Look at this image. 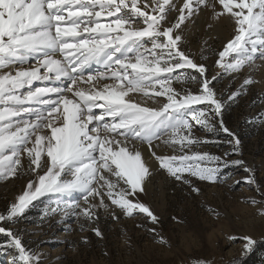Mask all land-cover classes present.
<instances>
[{
	"label": "snow or ice",
	"instance_id": "snow-or-ice-1",
	"mask_svg": "<svg viewBox=\"0 0 264 264\" xmlns=\"http://www.w3.org/2000/svg\"><path fill=\"white\" fill-rule=\"evenodd\" d=\"M209 10L213 19L226 18L232 28L218 53V65L235 72L254 65L257 55L264 61V0H182V6L171 0H0V179L16 176L21 169L32 173L0 221L16 222L33 201L50 193L80 192L85 206L65 205L77 220L94 222L96 210L109 207L106 197L125 215L137 210L157 222L138 197L146 192L151 168L142 155L143 144L161 169L185 184L191 182L184 173L215 182L229 164L243 165L230 159L231 152L222 158L192 149L202 141L193 135L186 117L215 131V117L222 115L226 103L205 78L204 65L194 62L178 43L181 25ZM172 11L177 16L169 20ZM29 59L35 60L34 66L16 67ZM92 62L104 71L88 75L90 88L79 87L84 67ZM180 69L199 73V94L173 90V79L198 80L184 72L173 77ZM109 78L116 83L102 88L93 83ZM35 81L51 86L33 88ZM253 82L245 79L242 87ZM133 92L166 96L167 101L158 109L141 106L125 99ZM205 103L210 112L192 107ZM218 123L233 135L222 120ZM156 140L179 145L173 152L181 154L158 155L153 150ZM226 142L232 151L238 150V138ZM92 231L102 236L98 227ZM0 234L9 237L6 246L14 253L9 264H40L42 254L26 247L18 233L0 226ZM243 239L245 250H251L254 241Z\"/></svg>",
	"mask_w": 264,
	"mask_h": 264
},
{
	"label": "rangeland",
	"instance_id": "rangeland-1",
	"mask_svg": "<svg viewBox=\"0 0 264 264\" xmlns=\"http://www.w3.org/2000/svg\"><path fill=\"white\" fill-rule=\"evenodd\" d=\"M206 29L209 33L214 31L212 26ZM178 43L194 62L204 65L205 78L216 96L226 100L222 115L215 117V131L196 124L190 115L186 117L193 125V135L202 141L192 149L222 158L226 151L231 152L230 159L242 160L243 165L229 164L215 182L184 173L191 182L185 184L183 179L178 181L161 169L155 160L157 169L147 175L148 196L144 192L138 194L140 201L157 217L155 223L137 210L131 216L123 214L106 197L109 207L98 208L94 222H87L83 217L77 220L65 208L66 204L85 206L80 192L40 197L16 222L0 221V226L18 233L26 247L42 254L40 264H264V61L257 55L254 65L233 72L216 63L219 51L226 44L219 36L198 35L190 39L182 31V41ZM231 59L227 57L225 62ZM181 72L195 75L198 80L173 79V90L181 95L186 90L199 94V73L194 69H180L172 75L175 77ZM245 79L254 82L242 87ZM105 81L116 83L111 78ZM233 93H236L234 99L227 100ZM127 100L158 109L167 98L133 92ZM192 107L210 112L206 103ZM220 120L232 136L219 127ZM161 136L167 139L164 133ZM233 137L240 141L237 151H232V145L226 142ZM153 142L163 155L181 154L173 152L179 145L170 146L163 140ZM249 177L254 182H248ZM30 178L32 173L21 169L16 176L0 179V214H6ZM193 187L199 191H192ZM93 227H98L102 236H96ZM244 237L254 241L251 250H245ZM8 240L6 234H0V264H9L14 254L6 246Z\"/></svg>",
	"mask_w": 264,
	"mask_h": 264
},
{
	"label": "bare ground",
	"instance_id": "bare-ground-1",
	"mask_svg": "<svg viewBox=\"0 0 264 264\" xmlns=\"http://www.w3.org/2000/svg\"><path fill=\"white\" fill-rule=\"evenodd\" d=\"M142 2H143V0H141V3ZM217 2H218V0H217ZM171 3L174 6H182V0H171ZM220 7L222 8V6H220ZM148 10L150 11V9H148ZM176 16H177V13L175 11H172L169 15V20H172L173 17H176ZM108 19H111V18H108ZM209 25H211L212 28L214 29L213 33L207 32L206 28L209 27ZM181 28L183 29V31L186 32V34L189 36L190 39L194 38L195 36H198V35H200L202 38H209V37L217 35L224 40V43H226L228 38H230V36L232 35V28H231L230 22L226 18H221L220 20L213 19L212 16L210 15V10H209V12L201 11L196 16L189 18L185 22V24L181 25ZM85 35H87V34H85ZM61 59H62V57H61ZM31 62L33 63V66H34L35 60L29 59L28 63H26L24 65H17L16 67L17 68H20V67L28 68ZM4 71H7V69H5ZM102 71H104V68L101 65H98L94 62L86 65L83 69L84 80L79 82V87H82L85 89L90 88L91 85L89 83H87L88 75L95 76V73L102 72ZM43 72H44V69H41V73H43ZM65 83H67V82H65ZM93 83L96 84V86L98 88H102L103 84H105V83L110 84L111 81L109 83L108 81H105V80H98V81H94ZM46 85L51 86V82L35 81L33 83V88L43 87ZM128 97H125V99L127 100ZM131 97H132V99H136L135 96H131ZM140 147L142 150L143 157L145 159H147L148 163L151 165L150 173H153L157 169L155 158L151 156V152L149 151L147 144H143ZM153 150L156 151V153L158 155L161 154V152L157 149L155 142H153ZM144 183L146 186V192H144V193L146 194L145 197H147L148 191H149L147 176H146ZM12 186H13V184L10 185V187H12ZM138 194H141V193H138Z\"/></svg>",
	"mask_w": 264,
	"mask_h": 264
}]
</instances>
